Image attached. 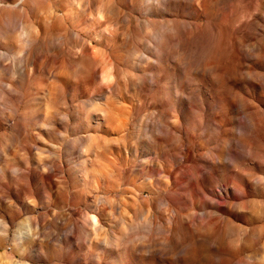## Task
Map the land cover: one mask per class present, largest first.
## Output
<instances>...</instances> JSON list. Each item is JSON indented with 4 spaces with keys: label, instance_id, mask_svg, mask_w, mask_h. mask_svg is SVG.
<instances>
[{
    "label": "rangeland",
    "instance_id": "1",
    "mask_svg": "<svg viewBox=\"0 0 264 264\" xmlns=\"http://www.w3.org/2000/svg\"><path fill=\"white\" fill-rule=\"evenodd\" d=\"M0 264H264V0H0Z\"/></svg>",
    "mask_w": 264,
    "mask_h": 264
}]
</instances>
